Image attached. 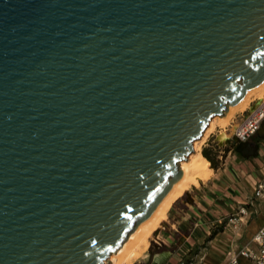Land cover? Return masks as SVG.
Returning <instances> with one entry per match:
<instances>
[{"label": "water", "instance_id": "water-1", "mask_svg": "<svg viewBox=\"0 0 264 264\" xmlns=\"http://www.w3.org/2000/svg\"><path fill=\"white\" fill-rule=\"evenodd\" d=\"M263 82L264 0H0V264H105Z\"/></svg>", "mask_w": 264, "mask_h": 264}, {"label": "crops", "instance_id": "crops-1", "mask_svg": "<svg viewBox=\"0 0 264 264\" xmlns=\"http://www.w3.org/2000/svg\"><path fill=\"white\" fill-rule=\"evenodd\" d=\"M215 125L205 141L204 149L211 153L218 169H212L207 160L213 175L208 181L202 182L200 187L191 188L205 191L200 203L197 207L194 206L196 211H191L192 215L196 214L199 218L195 227L202 231L198 240V244H202L199 258L204 261L203 264H230L236 256L238 264H254L239 256V253L244 248H256L253 237L264 225V211L258 207V202L263 199L254 195L258 183L264 181V168L258 163L260 157L246 156L238 151V147L235 152L233 149L229 150L234 135L230 134V141L222 142V130L219 129L221 126L219 123ZM263 146L264 140H259L252 147L261 154ZM258 171L263 175H259ZM188 238L192 239L193 233ZM158 244L161 247L167 245L166 241ZM184 246L185 244L176 251L163 247L155 255H152L151 247H148L147 255L131 264H152L155 256L167 252L170 256L163 264H182L180 255ZM105 264L116 262L107 260Z\"/></svg>", "mask_w": 264, "mask_h": 264}, {"label": "bare ground", "instance_id": "bare-ground-1", "mask_svg": "<svg viewBox=\"0 0 264 264\" xmlns=\"http://www.w3.org/2000/svg\"><path fill=\"white\" fill-rule=\"evenodd\" d=\"M263 100L264 82L257 88L248 91L238 105H229L230 112L225 118L217 116L211 120L203 136L193 144L194 152L188 156V161H182L180 163V168L185 173L184 178L173 186L153 215L138 227L124 245L110 256L108 261H115L116 264H131L147 255L146 252L153 233L167 219L168 213L174 203L181 199L192 187H200L202 182L208 181L211 175H213L207 159L201 154V145L206 141L208 135H210L209 133L213 131L212 129L216 126L215 124L219 123L223 129L220 135L222 142L230 141L231 135L227 130L230 121L238 113L246 112L248 109H250V113L248 114L250 116L257 109V105H260ZM254 101H257V103L254 107H251V103ZM167 257L168 254L162 256L157 255V263H163Z\"/></svg>", "mask_w": 264, "mask_h": 264}, {"label": "rangeland", "instance_id": "rangeland-1", "mask_svg": "<svg viewBox=\"0 0 264 264\" xmlns=\"http://www.w3.org/2000/svg\"><path fill=\"white\" fill-rule=\"evenodd\" d=\"M257 101L251 103V107L256 105ZM259 105H257L258 107ZM250 113V109L246 112L238 113L234 119H232L227 126V130L230 132L229 134L235 135L236 129L244 122V120L248 117ZM220 130L223 129L220 127ZM212 141V140H211ZM210 141V142H211ZM211 144V143H210ZM205 142L201 145V150L204 149ZM240 145L239 141L233 138L230 149H233L234 152L236 148ZM262 153H256L252 157H260L258 160L259 165L264 168V146L262 148ZM228 150V151H229ZM216 154V152H214ZM248 156V154H245ZM259 175H263L258 171ZM204 189L193 188L190 189L181 199L174 203L173 207L170 209L168 213L167 219L158 226L157 230L153 233L150 239V252L152 255L158 254L161 252L163 247L166 250L176 251L183 244V250L181 251L180 258L182 260V264H203L204 261L199 258V254L201 253V245L198 244L199 237L201 236L202 231L199 228H196V224L198 222V216L196 214L191 213V211H196L194 206L197 207V204L200 203L202 194L204 195ZM249 207H252L251 205ZM259 209H263L264 211V199L262 202H258ZM193 233V238L189 239L188 237ZM162 241H166V246H159L158 243H162ZM147 254V252H146Z\"/></svg>", "mask_w": 264, "mask_h": 264}, {"label": "built area", "instance_id": "built-area-1", "mask_svg": "<svg viewBox=\"0 0 264 264\" xmlns=\"http://www.w3.org/2000/svg\"><path fill=\"white\" fill-rule=\"evenodd\" d=\"M264 123V100L257 109L248 116L242 124L236 129L235 138L239 143H250L259 133ZM254 195L258 199H264V181L258 183ZM256 248H244L239 256L244 257L254 264H264V225L253 237ZM230 264H238V257H233Z\"/></svg>", "mask_w": 264, "mask_h": 264}, {"label": "trees", "instance_id": "trees-1", "mask_svg": "<svg viewBox=\"0 0 264 264\" xmlns=\"http://www.w3.org/2000/svg\"><path fill=\"white\" fill-rule=\"evenodd\" d=\"M202 154H203L204 158L207 159L211 163V168L214 169V170H217L218 169V165L215 162V159L213 158L211 153L207 149H204Z\"/></svg>", "mask_w": 264, "mask_h": 264}, {"label": "flooded vegetation", "instance_id": "flooded-vegetation-1", "mask_svg": "<svg viewBox=\"0 0 264 264\" xmlns=\"http://www.w3.org/2000/svg\"><path fill=\"white\" fill-rule=\"evenodd\" d=\"M259 140H264V123L259 131V133L256 135V137L250 142L252 146H256L258 144ZM244 149V148H242Z\"/></svg>", "mask_w": 264, "mask_h": 264}]
</instances>
